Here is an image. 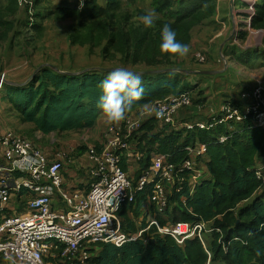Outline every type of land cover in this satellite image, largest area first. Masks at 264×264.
<instances>
[{
  "label": "trees",
  "instance_id": "16d2710c",
  "mask_svg": "<svg viewBox=\"0 0 264 264\" xmlns=\"http://www.w3.org/2000/svg\"><path fill=\"white\" fill-rule=\"evenodd\" d=\"M29 1L30 3L26 2L23 5L26 16L21 21L24 27L28 29L29 26H33V30L40 33L43 31L45 18L52 14H57L56 16L62 19H73L75 25L70 38L74 44L103 39L110 30V22L113 21L114 15L124 11L123 0H107L105 5L101 4L100 0H86L83 10H80L83 7H80L76 0L72 5L55 7L54 11L51 10L53 7L50 0ZM19 2V0L0 1V45L5 43L9 34L13 33L11 38L14 41L21 34L15 30L20 19L14 17L20 8ZM44 4L51 8L42 11L40 7ZM172 4L188 3L186 0L151 1V7L156 13L172 12ZM216 4V0H194L188 11L184 12L182 9L177 11L183 18L176 22V26L181 27L186 24L189 28L214 21ZM32 9L34 13H29L28 11ZM125 12L131 15L126 19L133 21L146 10L142 7ZM251 24L255 29H264V3L257 4ZM122 28L120 36L117 32H111L108 36L103 47L104 57L107 58L112 49H121L125 67L133 69L134 66L129 65L132 61L133 65L145 63L142 65L144 70L160 69L157 65L160 60L145 53L144 47L149 41L147 33L136 37L130 31L125 39V28L145 27L141 25L130 27L123 23ZM178 33L182 41L191 38L190 30H178ZM240 33L238 37L244 40L247 32ZM153 42L160 44V34L153 39ZM228 48L229 45L224 48L225 54L228 53ZM232 48L235 52L239 50L238 46ZM158 50L161 52L160 48ZM259 51L260 49L248 50L241 54L239 60L246 65L256 63L260 54L264 56V50ZM161 53L163 61H167L172 56ZM110 71L112 70L95 68L80 74H67L57 71L51 65H44L28 83L9 84L6 80L0 89V101L4 99L7 111L15 113L19 126L25 124L30 126L29 129H23V132L28 131L31 137H34L37 131L44 135L56 133L61 136L64 133L90 129L96 125L102 113L97 107L101 95L99 84ZM176 73L164 69L155 73L140 74L145 89L144 95L139 101L133 102L125 116L133 112L139 113L142 107L150 103L183 92H191V88H196L186 77H178ZM244 92L251 93L252 90ZM191 96L192 105L182 108L178 113V119L198 121L192 119L190 111L196 105L204 103L206 99L203 92L199 91L196 97L193 93ZM230 100L234 103L237 101L231 97ZM205 120L210 121L212 118ZM160 122L162 121L151 116L133 133V135L137 133L135 137L139 140H137L138 145L146 153L140 161L139 169L132 177L133 184L136 187L139 178L150 169L152 153L168 154L170 163L179 165L190 157L187 147L196 146L198 142L205 143L207 152L195 155L196 167L204 164L211 179L202 181L191 193L188 183L190 171H185L183 182L174 184L169 194L168 205L161 211L165 215L157 216V220L161 226L179 221L192 224L207 223L211 229V234L208 235L209 243L204 245L197 235L180 244L174 237L160 234L156 225H152L148 230L143 231L141 237L127 241L121 246L111 242H98L90 249L93 256L88 264H264V177L258 178L255 170L264 162V129L245 127L239 131H232L228 126L219 125L210 130L199 128L189 130L185 126L176 130L170 129L169 123L162 122L166 125L157 130ZM222 134L229 135V138L224 142H218V137ZM32 139L36 143L34 145L38 146L37 143L40 141ZM81 153L79 150L78 155ZM123 169L127 171L126 161L123 162ZM88 172L91 177V167ZM16 175L23 173L17 171ZM151 196L152 185L146 186L137 192L136 208L133 202L120 208L118 215L124 231L136 233L148 226V222L138 226L137 218ZM96 248H98L97 253H95ZM258 251L259 255H257ZM57 264L69 263L59 259Z\"/></svg>",
  "mask_w": 264,
  "mask_h": 264
},
{
  "label": "built area",
  "instance_id": "2783aa9c",
  "mask_svg": "<svg viewBox=\"0 0 264 264\" xmlns=\"http://www.w3.org/2000/svg\"><path fill=\"white\" fill-rule=\"evenodd\" d=\"M21 2L30 3L29 0ZM78 2L83 7L86 0ZM197 57L203 59L200 54ZM5 81L0 75V89ZM243 97L250 99L243 109L225 101L213 112L212 120L189 121L185 127L210 130L225 125L231 129L235 124L251 119L254 127L264 129V86L259 83ZM191 105V94L183 92L156 101L151 116L174 124L180 110ZM141 125V119L125 116L124 120L107 128L101 147H88V156L95 165L90 175L95 181L87 193L64 187L61 160L50 161L42 148L13 130L0 133L5 159V163L0 164V207L11 198L14 188L9 182L11 179H16L15 188H26L33 194L24 212L4 216L0 221V259L12 264H57L59 259L69 264H88L93 256L90 249L98 242L121 246L141 237L149 228L136 233L124 231L118 216L120 208L127 203H135L137 192L152 185L153 200L159 209L164 210L168 205V185L183 182L185 171L196 169V158L191 156L177 165L170 163L168 154H156L150 169L139 178L135 187L133 179L123 169V162L126 161L132 134ZM228 138L229 135L222 134L218 142ZM186 149L189 155H199L207 152V145L202 143ZM255 170L258 178H262V168L256 167ZM17 171L23 175L14 179ZM56 194L66 206L64 211L53 207ZM155 225L160 234L170 235L180 244L197 235L204 243V233L211 230L204 222L179 221Z\"/></svg>",
  "mask_w": 264,
  "mask_h": 264
},
{
  "label": "rangeland",
  "instance_id": "374dc122",
  "mask_svg": "<svg viewBox=\"0 0 264 264\" xmlns=\"http://www.w3.org/2000/svg\"><path fill=\"white\" fill-rule=\"evenodd\" d=\"M123 1L124 11L114 15L113 21L110 22V30L107 32V35L103 39L98 38L95 42H86L84 44H74L70 38V35L74 31L73 27L75 25V21L73 19L58 18L56 16L57 14H52L45 18L44 26L42 27L43 31L40 33L35 32V30L32 28L33 26H29L27 29L23 26V21H21L26 16L25 7L21 5L14 14V17L20 19V21L16 24L15 30L21 34L18 35L16 41L11 38L13 33L9 34L5 43L0 45V75H3L9 84H25L34 77L36 72L42 66L49 64L54 65L60 70L70 72H82L87 68L102 66H104L103 68L110 69L124 67L132 71H144V67L142 65L145 63L133 65L132 61H130L129 65L134 66V68L130 69L129 67H125V60L123 59V52L121 49H112L110 55L107 58H105L103 55V47L108 40V36L111 32H117L120 36L121 30H123V23L129 25L130 27H138L139 25L144 27L137 19L133 21L126 19L131 15L125 11H134L136 8L142 7L146 11L153 9L151 7L152 0H147L145 2H133L131 0ZM224 1L225 0H216L217 4L216 14L213 17L214 21L211 20L204 25L200 23V25H196L195 27L190 26L189 28H187L186 24L182 25L181 27L176 26V22L183 18V16L179 15L177 11L179 9H182L184 12L188 11L191 7L190 5L192 2H194V0H186L188 4H172V12L168 11L156 13L157 19L153 25L154 27L124 29L125 39L130 31H132L133 35L136 37H141L144 33H147L149 41L144 47L145 53L155 57L156 60H160V63L157 64L160 66V69L157 70L163 71L164 69H168L170 71L177 72L176 76L178 77H186L196 87L194 89H190V94L193 93L194 97H196L198 95V91L200 93L203 92V96L206 100L200 105H204L205 109L202 111L206 113L211 107L216 111L218 107L216 105L225 101L224 99L228 98L225 97V95H231L227 91L234 89L237 84H240L241 87L252 83H255V85L260 83L264 86V68H261L257 65L251 67L244 65L239 60L241 59V56L238 52L239 50L235 52L234 48H232L233 46L245 44L249 48L253 47L260 49V52L264 50V29H255L252 27L251 23L249 27H245V17L238 12L233 13L232 9L233 7L237 6L239 12H243L245 15L254 16L256 14L257 4H263L264 0H245L246 2L244 0ZM48 7L50 6L44 4L40 7V9L43 11ZM84 7L80 10H83ZM228 7L232 9L231 16L233 13L234 20L236 22V25L233 28L232 25H229L228 27L224 25V21L228 17L231 18V16H229L230 13L228 12ZM51 10L54 11L56 8H51ZM28 12L34 13V9L31 11L29 10ZM164 24L170 25L171 28L176 31V38L178 41L189 45L190 51L186 56L180 57L178 55L172 54L170 59L163 61V55L158 50L159 45L155 44L153 39H156L158 34H160V30ZM178 30H190L191 38L188 41H186L187 39L182 41ZM231 30L232 34L226 40V37L230 34ZM241 31L247 32L246 38L244 40L238 37L241 35ZM228 45V50L230 51H227L228 53L225 54L224 48ZM198 54L203 57L202 60L197 58ZM260 55L261 56L256 59V63L260 58H264L262 54ZM212 61L218 63L216 66L221 70L219 74H208L207 77H204L203 75H197L193 71L205 69L204 66L206 67ZM230 84H233V87ZM236 89L238 90H236L234 93H239L241 91V88L237 87ZM154 104L155 102L150 103L142 107L139 110V113H129L128 116L134 119H141L143 122L144 119L151 116V111L153 110ZM213 105L216 107H213ZM0 110H2V108ZM190 115L192 119H199L203 117L201 109L197 108L192 109L190 111ZM1 116L6 120H3L2 122V125L5 127V129L13 130L20 136L34 142L31 137V133H28V131L23 132L24 127L18 125L14 112L10 113L8 117L4 116L1 112ZM84 132L85 130L78 132L73 131L59 136L56 142L61 141L62 144L58 146V149L65 152L68 151L66 152L67 157L65 158L64 162H72L74 165L77 163L76 159H78L80 156H88V146L97 147L96 145H92L93 142H91V135L89 133L86 132L84 135H82ZM105 132L103 134V139L101 140V146L105 141ZM80 137L81 143L79 145L81 146L77 145V141ZM37 144L40 146V143ZM74 145H77V149L78 151L80 150L82 152V155H77L76 152L72 150ZM69 146L71 147L69 148ZM132 174L134 175L135 172ZM87 175H89V172ZM170 185L173 189L174 185ZM166 192L169 199L170 191L168 187ZM29 194L27 195L29 196ZM153 195L154 194L152 193V203L154 201ZM32 197L33 196L30 197V200ZM135 207H137V205ZM146 216L148 219V214H146V210L144 209L137 218L138 226H141L143 223L147 222ZM149 217L152 219L154 214H150ZM97 250L98 248L95 249V253H97ZM4 261L6 262V260ZM7 263L12 264L9 261H7Z\"/></svg>",
  "mask_w": 264,
  "mask_h": 264
},
{
  "label": "crops",
  "instance_id": "0c3cea01",
  "mask_svg": "<svg viewBox=\"0 0 264 264\" xmlns=\"http://www.w3.org/2000/svg\"><path fill=\"white\" fill-rule=\"evenodd\" d=\"M19 1H20L19 2L20 6L24 5V4H22L21 0H19ZM225 1H227V0H225ZM75 2H76V0H50V3L52 4L53 8L57 7V6H62V5L63 6L72 5ZM105 2H106V0H100V3L103 5H105ZM232 9H233V13L238 12L245 17V21H244L245 27H249V25L251 23V18L253 17V15H245L243 12H239L238 11L239 9L237 6L233 7ZM232 9L230 7H228V12L230 13L229 16H231V12H232L231 10ZM233 13H232L231 18L228 17L224 21V25L226 27H228L229 25H232V28H233L236 25ZM231 34H232V30L230 31V34L226 37V40L231 36ZM238 48H239L238 52H239L240 56H241V54H243L244 52H246L248 50L252 51V50L256 49L253 47L249 48L245 44L238 45ZM228 51H230V50H228ZM217 64L218 63H216L215 61H212L206 67L204 66L205 69L193 70V71L197 75H199V76L203 75L204 77H207L208 74H219L221 72V70L216 66ZM244 65H246V64H244ZM256 65L261 67V68H264V58L263 57L260 58L257 61V64L253 63L251 65H246V66L251 67V66H256ZM230 85L233 87V84H230ZM255 86H256L255 83L248 84L247 86H243V87H241L240 84H237V86L234 89H232L231 91L230 90L227 91L231 95H225V97H228V98L224 99V100L232 102L230 100V97L234 98L237 101L235 103L234 102H232V103L238 105L239 107H243L250 102L249 98L243 97L244 93H250V92H244V91H247V90L253 91ZM237 87L241 88V91L239 93H234L236 90H238V89H236ZM225 101H223V102H225ZM222 103H219L216 106H219ZM241 104H244V105L242 106ZM216 106L213 105V107H216ZM195 107L197 109H201V112L203 114L202 118L196 119L198 121H206L205 119L206 118L209 119V117H211V115H213V112L215 111L214 108L211 107L209 109V111L206 113V112L202 111L203 109H205L204 105L198 104ZM195 107H193V109H196ZM1 108H2V110H0V133H4L5 131H8L9 129H5V127L2 125L3 120L4 121H6V120L1 116V112L6 117H8L9 114L12 112L7 111V109H6L7 104H6L4 99L0 101V109ZM204 113H205V115H204ZM148 118H150V117H147L146 119H148ZM146 119H144V121ZM16 121H17V119H16ZM189 121H192V120L179 118L177 120V122H175L174 124L169 123L168 126L170 127V129L173 128V129L179 130V129L183 128V126H185L186 122H189ZM110 125L111 124H108L106 122V118L103 115V113H101L100 116L98 117L96 125L93 128L85 129V132L82 135H84L86 132L89 133L91 135V142H93L92 145H96L99 148V147H101V140L103 139V134H104L105 130ZM165 125L166 124H164L162 122L158 123V129L157 130H159L161 127H164ZM22 127H24V129L30 128V126L28 124L22 125ZM245 127H254L252 125L251 119L244 121V123H237L234 125L233 128H231V129L229 128V129L232 131H239ZM136 134H134L132 136V138L130 139V146H129L127 157H126L127 172L129 173L131 178L134 177L135 174L133 175L132 173L136 172L137 169H139L140 161H141L142 157H144V155L146 154L140 148V145H138L139 140H138V138L136 139V137H135ZM32 138L40 141L39 142L40 146L38 144L37 145L40 148H42V147L44 148V149L42 148V150L49 156L50 159L61 160L64 163L63 174H64V187L66 189H68V190H79V191H82L83 193H85V192L87 193L91 189L92 184H93V178L89 177V175H87V173L89 171V167H91V169H92L95 165H94L93 161L89 158V156H87V155L80 156L78 159H76L77 163L73 165L72 162H64L65 158L67 157L66 152H68V151L65 152L63 150L58 149V146L62 143H61V141L56 142L57 139L59 138V135H57L56 133H51L50 135H44L42 132L37 131V132H35L34 137H32ZM80 139H81V137L78 139L77 145H79L81 143ZM77 145H74L72 150H74L76 152V154L78 155ZM199 145H200L199 142L196 143V146H199ZM79 146H81V145H79ZM70 147L71 146H69V148ZM81 155H82V153H81ZM154 155H156L155 152L152 153L153 157H154ZM190 156L193 158H196L195 154H191ZM3 162L5 163L4 148H3V146L0 145V164H3ZM258 167L262 168V174L264 177V162L262 164H259ZM20 176L21 175L17 176L15 173V175L13 177L15 179V177H20ZM208 179H211V176L208 172L207 167L204 164L198 165L196 167V169L194 171L190 172V175L188 176V183H189V186L191 189V193L194 192V190L198 184H200L202 181L208 180ZM9 182L14 188L12 190V195H11L9 202L7 204H5L3 207H0V221L3 219L4 216L16 215V214L24 212L28 206V202L30 201V197L33 196V194H31L29 192V190L26 188H21L20 190L15 188L16 179L15 180L11 179V180H9ZM168 188H169V191L171 193L172 186L170 185V186H168ZM27 194H29V196ZM137 204L138 203L136 201V203H134V208H136L135 206ZM53 207L55 210H58V211H64L66 208V206H65L64 202L61 200V197L59 194H56V196L53 199ZM144 209L146 210V214H148V219L146 216V220L149 223L145 229L150 228L152 225H155L156 223H158L157 216L162 217L163 215H165L163 212H161L162 210L159 209V207L155 204L154 201L152 203L151 197L148 198V200L145 203L142 211ZM150 214H152V215L154 214V217H152V219L149 217ZM208 228H209V226H208ZM210 231L204 233V235H203L204 245H207V243H209V238L206 235L211 234ZM0 264H8V263H7V261L5 262L3 259H0Z\"/></svg>",
  "mask_w": 264,
  "mask_h": 264
},
{
  "label": "clouds",
  "instance_id": "9594fccd",
  "mask_svg": "<svg viewBox=\"0 0 264 264\" xmlns=\"http://www.w3.org/2000/svg\"><path fill=\"white\" fill-rule=\"evenodd\" d=\"M137 19L145 28H151L156 22L157 14L151 9ZM176 37V31L170 25L164 24L160 30V51L184 57L190 51L189 45L178 41ZM99 88L101 95L97 107L102 111L108 124H117L124 120L126 111L134 101H139L145 92L141 75L124 67L110 71L100 82ZM259 254L258 251L257 255Z\"/></svg>",
  "mask_w": 264,
  "mask_h": 264
},
{
  "label": "water",
  "instance_id": "95a60500",
  "mask_svg": "<svg viewBox=\"0 0 264 264\" xmlns=\"http://www.w3.org/2000/svg\"><path fill=\"white\" fill-rule=\"evenodd\" d=\"M254 14H255V12H254ZM49 65H51V66H53L57 71H59V72H65V73H67V74H80V73H84L85 71H88V70H90V69H95V68H103V67H92V68H87V69H85L84 71H82V72H70V71H63V70H60V69H58L57 67H55L54 65H52V64H49ZM103 69H107V70H113L114 68H103ZM166 70H168V69H166ZM159 71H161V70H144V71H134V72H137V73H139V74H148V73H155V72H159ZM12 84H17V83H12Z\"/></svg>",
  "mask_w": 264,
  "mask_h": 264
}]
</instances>
